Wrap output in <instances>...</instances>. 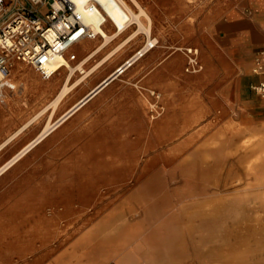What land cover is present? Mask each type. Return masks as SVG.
<instances>
[{"label": "rangeland", "instance_id": "1", "mask_svg": "<svg viewBox=\"0 0 264 264\" xmlns=\"http://www.w3.org/2000/svg\"><path fill=\"white\" fill-rule=\"evenodd\" d=\"M124 1L151 33L77 45L81 83L55 107L64 67L48 80L15 62L5 81L0 170L57 125L0 172V264H264V107L239 96L224 48L251 0Z\"/></svg>", "mask_w": 264, "mask_h": 264}, {"label": "built area", "instance_id": "2", "mask_svg": "<svg viewBox=\"0 0 264 264\" xmlns=\"http://www.w3.org/2000/svg\"><path fill=\"white\" fill-rule=\"evenodd\" d=\"M14 3L19 5L18 10L0 25V95L15 62L31 66L47 79L50 63L62 58L69 62L76 60L74 47L100 37L91 17H98L104 29L108 22L113 25L105 9L95 0L84 3L81 8L75 0H23L21 4L14 0ZM5 12L6 0H0V16ZM155 45L156 42L149 49ZM253 72L264 75V52L256 56ZM254 90L264 97V81Z\"/></svg>", "mask_w": 264, "mask_h": 264}, {"label": "bare ground", "instance_id": "3", "mask_svg": "<svg viewBox=\"0 0 264 264\" xmlns=\"http://www.w3.org/2000/svg\"><path fill=\"white\" fill-rule=\"evenodd\" d=\"M78 7H82V5L90 0H75ZM97 1L106 11L107 15L110 17V19L113 22V25L116 26V28H114V31H108L106 29H104L102 26H100L99 21L100 19H98V17H91L90 19L95 23V30L100 34V37L102 38L103 43H107L112 41L113 39H115L116 37H118L121 33H123L124 31H126L129 26L132 23H137V25L140 26L141 29H144V31L147 33V35H149L151 33V26H149V28H146L143 26V24L141 23L140 17L142 15H147V12L143 9L140 8V14H135L130 8L129 6L125 3L124 0H95ZM135 2V1H134ZM138 4V3H137ZM136 34V32L131 35L130 38L134 37ZM127 38V37H126ZM130 38H127L130 40ZM120 39V38H119ZM134 39V38H133ZM117 41V40H116ZM128 40H126L127 42ZM126 42H122L123 44L119 45V47L117 48H122L124 46V44ZM116 43V42H115ZM120 43V42H119ZM155 41H148L147 45L140 50V54H136L134 57L128 59L122 66H120L118 68V70H116L115 73H113L112 75H110L107 79H105L99 86H97L94 90H92L90 93H88L83 99H81L78 103H76L70 110H68L62 117H61V121L64 120L66 117H68L69 115L73 114L77 109H79L82 105H84L87 101H89V99H91L92 95L97 92L102 86H106L109 81L112 79H114L118 74L123 73L129 66H131L134 61H136V59L139 56H143L145 54L146 51L150 50L149 47L150 45L154 44ZM97 46V45H96ZM84 47L86 48L87 45H84ZM102 47V43L101 46L99 45V47H97L95 50H93V52H91L92 54H94L96 51H98L100 48ZM125 47V46H124ZM115 49V47H114ZM91 49L88 51H92ZM116 52V51H113ZM90 53V55L88 56V58L90 56H92V54ZM108 54V53H107ZM111 54V52H110ZM115 55V54H114ZM109 57V55H108ZM111 57V56H110ZM87 59V58H86ZM106 59V58H105ZM88 60V59H87ZM108 60V59H107ZM61 65L64 66L63 69L68 70V74H67V78L65 81V84L63 85V88L60 90L59 95H57V98H55V100L52 103V107H55L71 90H73V88H75L76 86H78L81 81L77 80V82H75L74 84H69V81L71 79V77L73 76V74L75 73L76 68H73L69 61H67L65 58L62 59H58L56 62H52L47 66V74L49 75V77L47 78L48 80H50L52 77H54L61 69ZM79 68V65L77 66ZM82 69V68H79ZM29 72V71H28ZM26 72V73H28ZM30 75V73H29ZM26 79V78H25ZM30 80V79H29ZM31 81V80H30ZM33 84L37 85L38 87H41L42 84H44V82L40 81L39 79H37V77H33L32 81ZM50 83V82H49ZM64 83V82H63ZM51 89V88H50ZM59 92V90H58ZM89 98V99H88ZM73 111V112H72ZM72 112V113H71ZM29 124V123H28ZM28 124H26L24 127H26ZM57 124L55 125H48L47 128L45 129V131L39 135L36 139H34L33 141H31L29 144H27L19 154H17L16 156H14L1 170H4L7 166L11 165L12 163H14L15 161H17L18 159H20L22 157V155H24L28 150H30L32 147H34L36 144H38L39 142H41L47 135L48 133L55 128ZM259 144H262L261 141H258ZM244 148H247V146H244ZM264 159V151L261 148L260 153L258 154V160H262Z\"/></svg>", "mask_w": 264, "mask_h": 264}, {"label": "crops", "instance_id": "4", "mask_svg": "<svg viewBox=\"0 0 264 264\" xmlns=\"http://www.w3.org/2000/svg\"><path fill=\"white\" fill-rule=\"evenodd\" d=\"M248 6H250L248 14L231 23L234 33L229 36L227 46L224 48L232 58L234 70L239 74V96L244 97L243 100L248 105H253L251 91L264 81V75L253 72L256 56L264 52V0H251ZM256 107H253L251 111H254ZM258 107H264V97H261Z\"/></svg>", "mask_w": 264, "mask_h": 264}, {"label": "water", "instance_id": "5", "mask_svg": "<svg viewBox=\"0 0 264 264\" xmlns=\"http://www.w3.org/2000/svg\"><path fill=\"white\" fill-rule=\"evenodd\" d=\"M110 81H112V79L110 80ZM109 81V82H110ZM102 88H104V86H102L97 92H95L91 97H93L95 94H97ZM89 99V98H88Z\"/></svg>", "mask_w": 264, "mask_h": 264}]
</instances>
